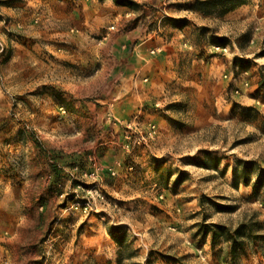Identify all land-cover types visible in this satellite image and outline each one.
<instances>
[{
    "label": "rangeland",
    "instance_id": "obj_1",
    "mask_svg": "<svg viewBox=\"0 0 264 264\" xmlns=\"http://www.w3.org/2000/svg\"><path fill=\"white\" fill-rule=\"evenodd\" d=\"M166 4L142 13L185 15ZM252 4L244 24H231L227 36L234 41V33L249 32L256 38L248 50L263 54L264 0ZM81 8L70 0H0V204L6 199L13 207L14 196H22L24 246L30 243L18 250L16 264H227L228 245L203 237L200 226L235 228L254 211L264 222V209L241 184L243 164H255L246 168L252 184L264 179L261 104L246 103L244 92L230 85L231 107L219 108L208 97L212 90L200 85L197 98L177 101L170 92L123 121L110 100L115 83L103 76L97 94L84 98L92 105L81 116L72 101L63 105V115L59 105L52 107L53 92L62 101L85 87L88 73L79 56L85 60L98 50L110 60L103 39L123 29L108 24L97 31L92 20L82 22ZM210 26L224 34L220 24ZM208 36L197 34V45L207 46ZM202 51L205 67L212 56L208 47ZM232 53L229 47L226 54ZM50 109L75 131L48 137L40 125ZM259 194L264 196V185ZM5 259L3 250L2 264ZM237 264H264V258L249 250Z\"/></svg>",
    "mask_w": 264,
    "mask_h": 264
},
{
    "label": "crops",
    "instance_id": "obj_2",
    "mask_svg": "<svg viewBox=\"0 0 264 264\" xmlns=\"http://www.w3.org/2000/svg\"><path fill=\"white\" fill-rule=\"evenodd\" d=\"M70 1L82 4L83 8L79 14L83 19L82 22L92 20L91 23L97 31L108 24L120 25L123 29L128 25V30L122 29L120 32L108 34L103 39L107 44L106 47H109L107 52L110 53V60L105 59L102 52L99 55L98 50H94L93 57L85 60L82 58L83 54L79 56L81 63L82 61L86 63L83 64L85 72L88 73L85 78L86 86L70 90V94L64 95L68 99L65 100L63 97L62 101L56 98L57 92L52 91V107L55 108V105L61 108L63 105L68 107L67 103L72 101L76 115L81 116V113L86 111V106L92 105L86 104L84 98L97 94L102 86L103 76H107L115 83L110 98L115 109V117L123 121L129 120L139 106L150 105L156 97L169 96L170 92L177 93L174 96L177 101L184 95H188L191 99L197 98L200 85H202L201 88L212 90L208 97L213 98L214 105L219 108L231 107V102L228 100V88L233 85L244 92L242 100L257 105L260 103L261 107L257 109L264 113V63L258 62L264 56L248 50L252 48L248 45L253 44L252 38L255 35L239 30L238 34L234 33V41L227 36L232 33H230L231 24L238 27L244 24L246 13L254 9L252 3L255 0H247L245 4L238 5L227 13L221 12L224 7L217 6L216 10L207 14L198 10L200 8L198 3L212 0H144V4L128 1L133 4L131 6L117 4L111 0H91L88 3L84 0ZM166 3L170 5L172 11L177 12L178 9V14L185 15L175 16V13H171L159 16L157 12H152L150 15L142 13L147 7L158 9L162 5L167 6ZM56 16L54 14L53 17ZM166 18L172 20L164 21L161 26V21ZM199 20L208 23V26H204L206 29L196 23ZM213 22L222 26L223 35H219L210 28ZM227 30L228 33L225 32ZM205 31L210 35L207 38L208 45L201 47L196 43V36L197 34L201 36ZM218 38L222 40L219 41ZM82 39L78 40L80 44L84 42ZM206 47L210 49L209 55L212 59L210 64L204 67L200 63L205 56V51L202 50ZM216 47L223 48L226 52L218 55L212 51ZM229 47L233 48L231 55L226 54ZM153 51L154 54H151ZM84 56L87 57V54ZM105 61L107 64L104 63ZM239 61L247 63H239ZM96 63H101L98 69ZM232 76L235 78L233 82L230 79ZM247 93L250 96H247ZM108 101L109 99H102L99 102L104 104ZM65 119L67 117L60 116L59 113L50 109L46 124L40 127L46 130L48 137L61 138L73 130L71 125L62 122ZM166 120V118L161 119V124H166ZM49 148L52 149L50 154L55 152V147ZM14 197L13 207L6 199L0 204L2 209L0 264H2L3 250L6 254L5 264H16L18 250L30 245L25 243L24 246L26 241H24L23 233L26 222L22 214V196ZM33 245L37 248L41 247L38 243Z\"/></svg>",
    "mask_w": 264,
    "mask_h": 264
},
{
    "label": "trees",
    "instance_id": "obj_3",
    "mask_svg": "<svg viewBox=\"0 0 264 264\" xmlns=\"http://www.w3.org/2000/svg\"><path fill=\"white\" fill-rule=\"evenodd\" d=\"M247 0H212L199 2L198 10L204 12L205 14L211 13L216 10L217 6L224 7L221 9L222 13H227L232 11L236 6L245 4ZM121 3H126L128 5H133L128 1H122ZM264 56L263 54H259ZM244 61H239L242 63ZM247 63V62H244ZM255 164L248 163L243 164V170L246 173L244 175L241 184L246 188H251L252 198L260 203L262 209H264V196L259 194L261 187L264 185V179L261 176L255 183L250 182V178L246 170L254 166ZM247 168V169H246ZM260 174H264V170L260 171ZM234 185H237L236 181V171L233 173ZM260 212L254 211L251 216L238 223L235 228H229L221 224H202L200 226V234L203 237H210L212 242L222 239L228 245V253L226 258L227 264H237L242 259H247L249 256V250H252L253 254L260 255L264 258V222L260 221Z\"/></svg>",
    "mask_w": 264,
    "mask_h": 264
},
{
    "label": "built area",
    "instance_id": "obj_4",
    "mask_svg": "<svg viewBox=\"0 0 264 264\" xmlns=\"http://www.w3.org/2000/svg\"><path fill=\"white\" fill-rule=\"evenodd\" d=\"M112 29V28H111ZM214 50L215 51H217V52H220V53H225L226 52V50L225 49H223V48H220V47H216V48H214ZM151 54H154V51L153 52H151ZM247 85V84H246ZM237 93V92H236ZM60 111H61V113L64 115L66 112H65V110L64 109H60ZM153 134H155V126H150V131H149V133H148V137L149 138H151L152 136H153ZM77 169L75 168L74 169V171H76Z\"/></svg>",
    "mask_w": 264,
    "mask_h": 264
}]
</instances>
